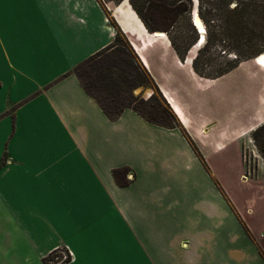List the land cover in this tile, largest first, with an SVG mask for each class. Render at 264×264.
Masks as SVG:
<instances>
[{"label": "crops", "instance_id": "1", "mask_svg": "<svg viewBox=\"0 0 264 264\" xmlns=\"http://www.w3.org/2000/svg\"><path fill=\"white\" fill-rule=\"evenodd\" d=\"M112 16L100 0H0V264H43L61 245L68 264H264L259 210L208 163L206 124L170 85L189 60L127 0ZM118 26L179 126L131 108L112 120L73 73Z\"/></svg>", "mask_w": 264, "mask_h": 264}, {"label": "rangeland", "instance_id": "2", "mask_svg": "<svg viewBox=\"0 0 264 264\" xmlns=\"http://www.w3.org/2000/svg\"><path fill=\"white\" fill-rule=\"evenodd\" d=\"M100 1L118 25L112 12L125 0ZM193 1L196 7L197 0ZM118 29L121 33L118 46L104 50L78 70L83 85L106 109L114 104L121 107L130 93L148 99L154 92L150 81L136 86L141 81L142 68L135 62L133 54L124 49L125 45H133V35L126 34L119 26ZM177 29L181 31L182 27ZM202 44H195L187 54L185 60H189L191 70V60ZM232 58L233 55L228 56V59ZM220 64L201 65L205 74L202 77L192 70L196 78L190 68H184L182 73L173 69L174 81L170 85L179 89L178 95L191 112L194 124H206L199 140L206 145L208 163L220 170L225 186L234 190L244 207L259 210L257 219L264 223V162L251 139L252 130L264 122V72L259 70L264 67L252 58L241 61L236 68L218 78L207 76L214 74ZM145 109L149 114L147 111L151 106ZM219 144L224 145L218 148Z\"/></svg>", "mask_w": 264, "mask_h": 264}, {"label": "trees", "instance_id": "3", "mask_svg": "<svg viewBox=\"0 0 264 264\" xmlns=\"http://www.w3.org/2000/svg\"><path fill=\"white\" fill-rule=\"evenodd\" d=\"M129 4L149 33L167 36L181 62L200 39L192 20L195 15L199 16L205 29V41L191 60L192 70L199 77L205 75L201 65L221 63L216 67L214 74L207 75L210 78H218L236 68L241 61L255 59L264 52V0H197L196 7L193 0H129ZM180 26L182 30L178 31L177 27ZM120 34L117 28L111 45L73 68V73L80 82L78 70L104 50L118 46ZM124 49L133 54L135 62L142 68L141 81L136 86L145 85L148 81L154 86V92L148 99L130 93L128 100L121 107L114 104L110 109H106L81 82L85 91L95 98L103 112L112 120L124 109L131 108L151 123L164 127L179 126L176 115L149 72L139 62L132 45H125ZM229 55H233V58L228 59ZM147 106H151L147 111L149 114L145 112ZM251 139L264 162V122L252 130ZM126 170H113V176L120 185L128 183L123 179Z\"/></svg>", "mask_w": 264, "mask_h": 264}, {"label": "built area", "instance_id": "4", "mask_svg": "<svg viewBox=\"0 0 264 264\" xmlns=\"http://www.w3.org/2000/svg\"><path fill=\"white\" fill-rule=\"evenodd\" d=\"M73 259L72 250L66 246H57L43 257V264H68Z\"/></svg>", "mask_w": 264, "mask_h": 264}, {"label": "bare ground", "instance_id": "5", "mask_svg": "<svg viewBox=\"0 0 264 264\" xmlns=\"http://www.w3.org/2000/svg\"><path fill=\"white\" fill-rule=\"evenodd\" d=\"M125 3H126V2H125ZM193 23L195 24L197 30H199V34L202 35V36L200 37V39L198 40V43H197V45H200V44H202V43L205 41V40H204V39H205V38H204V32H205L204 25H203V23H202V21H201V19L199 18L198 15H195V16L193 17ZM261 58H264V52L261 53V54H259V55L255 58V62H256V64H258L259 66L264 67V63L261 62Z\"/></svg>", "mask_w": 264, "mask_h": 264}, {"label": "snow or ice", "instance_id": "6", "mask_svg": "<svg viewBox=\"0 0 264 264\" xmlns=\"http://www.w3.org/2000/svg\"><path fill=\"white\" fill-rule=\"evenodd\" d=\"M261 62L264 63V58H261Z\"/></svg>", "mask_w": 264, "mask_h": 264}, {"label": "water", "instance_id": "7", "mask_svg": "<svg viewBox=\"0 0 264 264\" xmlns=\"http://www.w3.org/2000/svg\"><path fill=\"white\" fill-rule=\"evenodd\" d=\"M193 20V19H192Z\"/></svg>", "mask_w": 264, "mask_h": 264}]
</instances>
